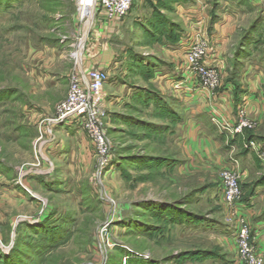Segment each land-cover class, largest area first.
<instances>
[{"label":"rangeland","instance_id":"1","mask_svg":"<svg viewBox=\"0 0 264 264\" xmlns=\"http://www.w3.org/2000/svg\"><path fill=\"white\" fill-rule=\"evenodd\" d=\"M160 1L134 0L126 18L129 24L137 19L147 25ZM190 1L204 6L210 18L216 0ZM250 4L234 25L231 41L219 46L227 59L222 83L233 78L243 90L246 58L238 66L235 53L252 24L264 19L263 6ZM162 13L174 19V14ZM258 30L247 50L264 47ZM77 31L75 0H0V258L15 264L12 253L19 251L16 264L238 262L240 248L233 239L238 219L221 199L222 178L228 171L217 168L207 155L186 153L179 143L184 123L180 99L172 88L146 74L162 63L158 58L167 42L158 47L145 38L130 45L129 31L115 39L117 58L127 51L135 55L130 68L135 73L144 66L149 89L133 87L125 95L116 88L128 80L119 78L123 65L107 71L106 84L117 93L105 90L103 122L110 147L106 167L79 125H53L70 76L59 80L53 95L36 93L51 56L43 51L49 48L63 56L56 72L68 74L78 50ZM215 34L214 27L210 35ZM73 42L76 48H69ZM247 119L251 124L237 142L239 153L247 150L249 137L260 138L262 133V122L249 111ZM236 166L227 168L238 170ZM257 169L240 179L245 197L264 187L257 188L264 182V165ZM190 214L199 219L184 222ZM200 251L215 257H195Z\"/></svg>","mask_w":264,"mask_h":264},{"label":"crops","instance_id":"2","mask_svg":"<svg viewBox=\"0 0 264 264\" xmlns=\"http://www.w3.org/2000/svg\"><path fill=\"white\" fill-rule=\"evenodd\" d=\"M230 4L227 1L224 2V6H222L218 12L220 20L215 25L216 34L213 36L221 46H226V44L233 38L235 34L234 25L239 21V18L242 16L243 12H245L244 10L247 9L246 7H248V4L252 7L260 5L264 8V2L261 3L259 0H247V5L243 4L240 6L237 5V2H232ZM171 14H174V19L172 18L173 22L180 26L179 41L176 46L166 45L165 47H162L165 48L160 50L163 56L158 58L162 63L156 65L157 67L155 68L153 78L155 79V83L159 80L166 84V87L170 90L172 88L176 95L174 97L181 101L180 112L184 115V123L180 126L182 135L179 138V143L180 145L183 144L182 146L184 150L186 153H189V155L194 153L202 154L203 156L207 155V157L212 160L219 169H225L237 164L238 166L236 167H238L243 178H245L247 175L252 174V170H258L257 168H261V162L257 155L251 151L247 153L236 152L237 145L230 146L227 143L226 145L228 146H226L224 141L229 142L226 139L229 137V134H223L219 129L215 128L213 123H211L212 114L217 112L221 119L227 120L231 125L236 124L237 111L235 109L233 94L234 86L231 83L224 82L223 87L213 98L200 101V96L198 95L197 90L193 88L194 83L188 78V75L186 73H176L177 65L180 62L179 50L185 46L187 37L192 32L194 22L197 23V21L208 17V11L204 6H199L196 2L192 1L187 4L176 5L174 12ZM141 23L144 24V22L134 19V22L129 24L128 19H125L122 22H111L104 28L101 24H98L94 29L91 40L89 41V49L85 62L86 66L112 72L114 70L118 71L117 69H119V65H123L122 70H120L121 72H118L120 74L119 78H121L122 81L126 78L128 80L126 79L127 81L124 85L117 86L116 88L125 95H128L133 87L144 89L146 92L149 89V84L143 79V70L140 71L138 69V71L134 73L130 68V65H132L134 59H136L135 55H131L127 51L124 58L118 59L115 45V39H120L121 36L123 37L122 32L128 31L131 32V40L133 41L130 42V45H134L135 43L140 44V41H144L143 39L146 38V34L143 30V24ZM136 28H138V33L134 35V33L137 32ZM139 29L141 32H139ZM258 31L264 41V19L261 22ZM135 38L137 39L135 40ZM165 41L157 42L155 44L158 47H161V44L165 43ZM255 43L254 47L259 48L260 42L257 43L255 40ZM249 46H252L251 43ZM166 48L174 49L169 51ZM51 51L49 52V48H44L43 51L45 54L50 53L51 56L43 65L46 74H41L38 78L39 86L37 85L38 90L36 93L42 96L53 95L52 93L56 89L59 80L61 81L65 77L69 78L71 72L70 71L68 74L56 72L59 63L63 61V56L59 57L56 52L52 51L51 53ZM248 51L249 54L245 57L246 59H244L245 67L242 74L245 91L243 98L244 103H242L254 117L262 122V133L260 135L258 134L260 138L255 139L261 147L264 146V47L262 46L260 50L256 49V51H254V48H252ZM223 57L225 61H227L225 55H223ZM173 75H175V78H173ZM171 82H175L177 85L179 84L180 90H175ZM125 86H127L126 89ZM106 89L109 94L117 93L113 91V89H110L107 84L105 86V90ZM105 90L104 92H106ZM67 93L68 90H65V92L61 94L62 97L65 98ZM61 100L62 99H60V101ZM220 136L222 137L221 140L225 139L222 143L218 140V137ZM232 138L233 137L231 136L229 137V139ZM221 199H223L222 192ZM244 204L247 206L248 212L246 213L250 217V221L253 225L252 231L256 239V244L264 251V213L261 211L262 207L264 208V187L259 188V190L256 191V194L251 197L248 202H244ZM2 216L3 214L0 213V217ZM235 264H238V262L236 261Z\"/></svg>","mask_w":264,"mask_h":264},{"label":"built area","instance_id":"3","mask_svg":"<svg viewBox=\"0 0 264 264\" xmlns=\"http://www.w3.org/2000/svg\"><path fill=\"white\" fill-rule=\"evenodd\" d=\"M133 3L134 0H75L78 50L73 54L75 63L70 74L67 97L59 103L52 119L53 125H79L93 142L102 167L107 166L110 152L109 137L103 122L104 88L110 76L103 69L86 66V55L95 27L101 24L104 28L111 22H122L129 15ZM209 27V17L194 22L185 46L179 50L180 62L176 70L178 74L186 73L192 80L200 101L213 98L224 85L221 74L226 61L219 48L220 44L210 35ZM69 48H76L74 42L69 44ZM171 84L175 90H180L179 84L175 82ZM243 103L237 112L235 125L221 119L217 112L212 114V123L223 134H229L231 137L241 135L251 124L247 119L248 111ZM245 148L254 152L264 165V146L260 147L256 141H251ZM223 170L228 171L222 178L223 202L230 206L233 215L238 219L233 235L234 241L240 248L238 264H264V251L256 244L250 217L246 213L247 206L243 201L244 194L240 181L242 174L239 170L229 168Z\"/></svg>","mask_w":264,"mask_h":264},{"label":"trees","instance_id":"4","mask_svg":"<svg viewBox=\"0 0 264 264\" xmlns=\"http://www.w3.org/2000/svg\"><path fill=\"white\" fill-rule=\"evenodd\" d=\"M224 1L225 2L228 1V2H231V3L232 2H237L238 6L243 5V4L247 5V0H216L214 2V4H213L212 11L210 12V14H211L210 15V27H209V32L210 33L213 32L215 24L218 23V21L220 20V16H219L218 12L222 8V7L220 8L221 3H224ZM190 2H191L190 0H161L160 1V8L159 9L156 8V10L154 12V15H153V18L152 19L150 18L147 21V25L146 24L143 25V27H144L143 30H144V32L146 34L147 42L154 44V43H157V42H164L165 39H166L165 42H168L169 45L176 46L178 44V41H179V29H180V26H179V24L173 22L172 18L167 16V14L162 13V11L168 12V13H172V12H174L176 5H178V4H187V3H190ZM261 22H262V18L256 20L252 24V26L250 27L249 34L247 33V35L243 37V41L241 42V44L239 45L240 46L239 49L235 53V57H236L235 62L238 63L237 64L238 66H242L243 65V59L245 58L244 56H247L249 54V51L247 49H248V46L250 45L251 41L254 39V37H252L251 35L253 34V32H255V30H257V28L260 26ZM147 26L149 27L148 30H146ZM240 61H242V62H240ZM137 66L139 67V64ZM141 69L143 70V73H144L143 75L145 76V68H144V66L139 67L140 71H141ZM241 71H242V74H243L244 66L242 67ZM154 72H155L154 68L150 67V69L146 72V74L154 75ZM232 74L234 76V73H232ZM232 79L229 78L226 82L227 83H231L234 86L233 94H234V101H235V109L238 112L239 106L243 102L245 91L241 88V85H240L241 83L240 82H235ZM155 96L157 98L159 97L158 95H155ZM155 96H153V99L156 98ZM165 107H166L165 108L166 111H168L169 114H174L175 117H178V114L172 110V107H169V106H165ZM215 128L218 129L216 126H215ZM239 138H240V135H236L232 139H229V145L230 146L238 145L237 142H238ZM255 139L256 138H254V137H249V141H255ZM244 152L247 153L249 151L245 150ZM262 181H260L258 183L257 188L263 186L264 182H262ZM253 194H254V192L251 193L248 197L244 196L243 201L248 202L249 199L251 197H253ZM183 218H184V220H183L184 222H186V221L195 222L196 220L199 219V218L195 219V217L192 214L187 215V216H185ZM18 253H19V251H18ZM18 253L17 252L16 253L15 252L12 253L14 255L13 256L14 257L13 258V263H15V264L17 263L16 259H17ZM0 254H2V253L0 252ZM194 255H199V256H195V257H203V258H205V257L206 258L215 257V256H212V255L206 254V252H201V251L198 252V254H194ZM15 257H16V259H15ZM0 259L2 261V264H8V263L12 264V260L11 259L4 258V257L2 258V256H1ZM9 260H11V261H9ZM235 263H236V261H234V262L233 261H229L226 264H235ZM222 264H225V263L222 262Z\"/></svg>","mask_w":264,"mask_h":264}]
</instances>
